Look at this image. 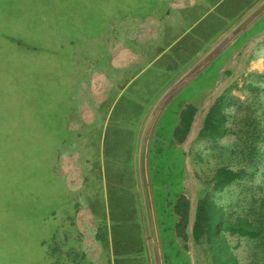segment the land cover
I'll return each mask as SVG.
<instances>
[{
  "label": "crops",
  "instance_id": "crops-1",
  "mask_svg": "<svg viewBox=\"0 0 264 264\" xmlns=\"http://www.w3.org/2000/svg\"><path fill=\"white\" fill-rule=\"evenodd\" d=\"M157 4L146 16L118 20L119 28L75 51L79 70L75 91L61 99L71 108L63 110L67 132L55 176L68 192H86L74 202L55 264H162L154 251L152 150L162 132H170L162 140L167 146L189 145L190 132L181 143L172 138L180 110L216 61L233 75L240 65L260 68L264 0ZM168 114L175 123L164 122Z\"/></svg>",
  "mask_w": 264,
  "mask_h": 264
},
{
  "label": "rangeland",
  "instance_id": "rangeland-1",
  "mask_svg": "<svg viewBox=\"0 0 264 264\" xmlns=\"http://www.w3.org/2000/svg\"><path fill=\"white\" fill-rule=\"evenodd\" d=\"M125 1L0 0V111L41 112L43 120L52 118L49 123L55 130H64V136L67 118L63 120V110L71 108V101L67 105L61 99L71 95L76 88L71 85L75 71L79 70L75 51L77 48L86 50L91 38L104 37L119 28L121 22L111 18L117 16L120 19L125 14ZM137 1L139 11L145 6L150 12L158 7V0ZM261 53L259 70L240 65L234 69L237 75L222 72L221 59L216 61L206 79L188 92L190 104L198 108L189 145L185 143L183 148L167 146L162 140L167 139L170 132H162L165 136L157 145L163 151L152 150L151 185L156 194L159 234V241L154 243L157 262H160V256L161 263L166 264L167 255L170 258L167 264H187V255L191 264H213L207 245H197L190 237L185 248L176 237L178 217L168 205L180 194L188 197L192 215L190 231L198 199L205 195L203 190L216 168L226 166L243 171L242 179L224 191L211 192L214 202L224 211L234 215L243 213L253 196L264 195V146L258 159L251 162L241 154L235 135H227L217 143L196 140L209 108L229 87L232 88L230 96L244 104L230 101L228 125L239 129L245 116L252 115L264 129V79L258 76L264 75V51ZM248 83L260 90L244 88ZM20 94L26 98V106L19 105L22 103L18 99ZM174 121L173 114L165 116V123L173 124ZM46 124L43 122L41 126ZM59 157L49 163L51 176L46 171V160L40 162L41 173L36 176L35 190L0 189V264L56 263L62 236L72 227L74 202L81 201V195L86 192L85 189L73 193L64 188L55 176V163ZM71 240L75 242V238ZM230 246L242 264L253 261L264 264L263 254L255 249L254 243L231 238Z\"/></svg>",
  "mask_w": 264,
  "mask_h": 264
},
{
  "label": "trees",
  "instance_id": "trees-1",
  "mask_svg": "<svg viewBox=\"0 0 264 264\" xmlns=\"http://www.w3.org/2000/svg\"><path fill=\"white\" fill-rule=\"evenodd\" d=\"M136 1L126 0L125 14L120 19L115 16L111 20L125 21L129 18L148 15L150 11L146 10L147 6L143 8V11H139ZM258 76L264 79V75L258 74ZM244 88L251 91L260 90L250 83L245 84ZM231 90V87L227 88L211 105L196 140L217 143L227 135H235L241 146V154L254 162L260 156L261 147L264 146V129L260 128L258 120L252 115L245 116L242 121L243 126L239 129H232L228 125L230 101L237 100L242 105L244 104L240 99L230 96ZM19 96L18 99L22 102L19 105L26 106V98L21 94ZM22 96L24 101H22ZM11 102L14 103V100L12 99ZM6 110L7 112L4 109L0 111V189L4 187L7 191L35 190L37 188L36 176L41 173L40 162L43 159L46 160L48 176L53 173L49 163H53L61 154L64 130L63 132L55 130L49 123L52 118L43 120L41 112L39 114L34 111ZM180 111L179 122L172 136L176 143H181L186 139L198 108L189 104ZM43 122L48 124L42 127ZM157 151L161 152L162 149L158 147ZM242 177L243 171H235L226 166L215 169L212 178L207 182L206 189L203 190L205 195L198 199L191 232L189 231L190 201L185 195H179L175 202L169 203L178 217L175 226L176 237L183 242L185 248L190 237L197 245H207L213 264H242L230 246L231 238L254 243L255 249H259L264 257V195L253 196L248 208L237 215L218 207L211 197L212 193L224 191ZM165 258L167 264L170 258L167 255ZM185 258L187 264H191L187 255ZM250 264L257 263L253 261Z\"/></svg>",
  "mask_w": 264,
  "mask_h": 264
},
{
  "label": "water",
  "instance_id": "water-1",
  "mask_svg": "<svg viewBox=\"0 0 264 264\" xmlns=\"http://www.w3.org/2000/svg\"><path fill=\"white\" fill-rule=\"evenodd\" d=\"M191 217H192V215H191ZM192 227H193V224L191 225V230H190V232L192 231Z\"/></svg>",
  "mask_w": 264,
  "mask_h": 264
}]
</instances>
